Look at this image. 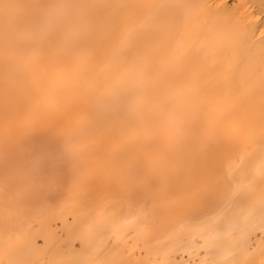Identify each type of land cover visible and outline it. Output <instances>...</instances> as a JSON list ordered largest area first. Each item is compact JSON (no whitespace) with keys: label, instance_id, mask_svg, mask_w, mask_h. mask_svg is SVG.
I'll use <instances>...</instances> for the list:
<instances>
[{"label":"bare ground","instance_id":"obj_1","mask_svg":"<svg viewBox=\"0 0 264 264\" xmlns=\"http://www.w3.org/2000/svg\"><path fill=\"white\" fill-rule=\"evenodd\" d=\"M0 264H264V0H0Z\"/></svg>","mask_w":264,"mask_h":264},{"label":"rangeland","instance_id":"obj_2","mask_svg":"<svg viewBox=\"0 0 264 264\" xmlns=\"http://www.w3.org/2000/svg\"><path fill=\"white\" fill-rule=\"evenodd\" d=\"M10 129H11V128H8V131H7V133H6V138H5L6 145H7V146L9 145L8 147H10L11 145H12V147H14V146H13L14 144H15V145H18V144H17L18 142H19V144H20L23 140L25 141L26 139H28V140L30 139V137H29L28 135H25L26 138H24V137H25L24 135H23V136H18L17 134H15L16 132L13 131L14 129H11V130H10ZM10 131H13L14 133H13V132H12V133L14 134V136L16 135L17 137L12 136L13 134H12ZM10 133H11V134H10ZM39 134H40V133H37L38 136H37V135L32 136V138H31L32 141H36V140L38 139V137H39ZM8 135H9V136H8ZM18 137H19V138H18ZM22 137H23L24 139H23ZM28 137H29V138H28ZM20 138H21V139H20ZM9 139H10V141H9ZM11 139H13V140H11ZM31 139H30L29 141H28V140H27V141H28L29 143H31ZM7 140H8V141H7ZM18 140H19V141H18ZM20 140H21V141H20ZM17 141H18V142H17ZM10 142H11V143H10ZM12 142H13V143L15 142V143L13 144ZM16 142H17V143H16ZM33 143H34V142H33Z\"/></svg>","mask_w":264,"mask_h":264}]
</instances>
